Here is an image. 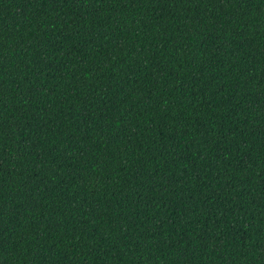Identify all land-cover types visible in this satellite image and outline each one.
Returning <instances> with one entry per match:
<instances>
[{
  "label": "trees",
  "instance_id": "1",
  "mask_svg": "<svg viewBox=\"0 0 264 264\" xmlns=\"http://www.w3.org/2000/svg\"><path fill=\"white\" fill-rule=\"evenodd\" d=\"M0 264H264V0H0Z\"/></svg>",
  "mask_w": 264,
  "mask_h": 264
}]
</instances>
